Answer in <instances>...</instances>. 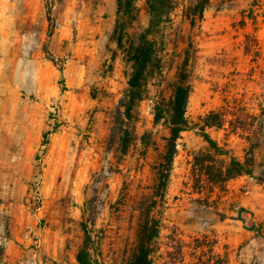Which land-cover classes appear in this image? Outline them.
Wrapping results in <instances>:
<instances>
[{"label": "rangeland", "instance_id": "374dc122", "mask_svg": "<svg viewBox=\"0 0 264 264\" xmlns=\"http://www.w3.org/2000/svg\"><path fill=\"white\" fill-rule=\"evenodd\" d=\"M194 4L177 0L157 29L160 67L128 119L132 63L115 29L137 45L147 0L122 16L119 0H0V264H79L85 223L96 264H126L154 220L155 264H264V0H212L192 25ZM182 72L192 126L164 190L170 129L155 105ZM213 112L224 124L205 131L253 156L252 175L218 182L229 158L204 136Z\"/></svg>", "mask_w": 264, "mask_h": 264}, {"label": "trees", "instance_id": "16d2710c", "mask_svg": "<svg viewBox=\"0 0 264 264\" xmlns=\"http://www.w3.org/2000/svg\"><path fill=\"white\" fill-rule=\"evenodd\" d=\"M136 0H119V15L130 14V10ZM212 0H195L194 12L187 16L191 19V24L195 25L197 20H202L204 11L211 4ZM177 0H147V6L150 14L149 25L147 30L142 33L140 41L137 45L126 47L124 42L125 30L120 19L115 29V38L119 48L124 51L128 61L132 63V71L128 81V89L122 99L124 107V115L128 119H134L137 115V110L140 103L147 97L149 93V78L159 69L161 57V48L159 40L156 37L157 29L164 22L167 15L176 7ZM193 90L190 76L182 72L174 88V93L168 102L159 100L155 105L156 124L165 122L170 129V136L167 137L166 150L163 155L162 168L160 171V185L167 188L170 172L173 168L174 158L177 153V141L181 133L191 128V121L187 116V107L189 98ZM224 116L219 113H210L205 117L204 136L210 143L211 147L222 155L228 156V162L220 169L218 173V182H225L243 174H253L251 164H253V156L249 155L245 161L239 159L230 151L221 147L212 136L205 131V127L222 126L224 124ZM130 132L125 129L121 135L122 151L127 152L129 141L126 136ZM47 134L45 135V138ZM151 133L145 136L146 142L151 140ZM47 140L44 141L46 143ZM251 154V153H250ZM210 176L214 174L212 169L208 170ZM145 226L143 237L139 244V248L133 257L126 264H155L154 241L159 236L158 221L154 220L153 225ZM85 242L77 256L79 264H96L97 259L93 255L92 236L88 230V225L85 223Z\"/></svg>", "mask_w": 264, "mask_h": 264}]
</instances>
